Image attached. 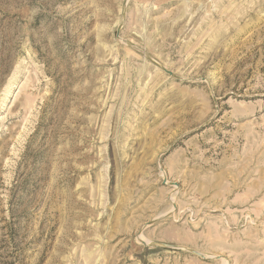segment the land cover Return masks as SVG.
<instances>
[{"label":"rangeland","instance_id":"374dc122","mask_svg":"<svg viewBox=\"0 0 264 264\" xmlns=\"http://www.w3.org/2000/svg\"><path fill=\"white\" fill-rule=\"evenodd\" d=\"M224 263L264 264V0H0V264Z\"/></svg>","mask_w":264,"mask_h":264},{"label":"bare ground","instance_id":"6f19581e","mask_svg":"<svg viewBox=\"0 0 264 264\" xmlns=\"http://www.w3.org/2000/svg\"><path fill=\"white\" fill-rule=\"evenodd\" d=\"M140 241H141L142 243H144V244H148V245H149V242H148L146 239H140ZM224 264H226V263H224Z\"/></svg>","mask_w":264,"mask_h":264},{"label":"water","instance_id":"95a60500","mask_svg":"<svg viewBox=\"0 0 264 264\" xmlns=\"http://www.w3.org/2000/svg\"><path fill=\"white\" fill-rule=\"evenodd\" d=\"M165 70H166V69H165ZM152 245H153V246H162V245L157 244V243H153Z\"/></svg>","mask_w":264,"mask_h":264}]
</instances>
